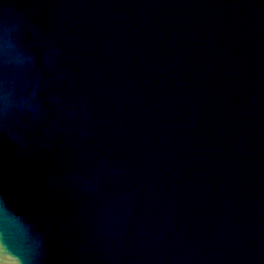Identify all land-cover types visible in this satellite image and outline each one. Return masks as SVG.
Instances as JSON below:
<instances>
[{"label": "water", "instance_id": "water-1", "mask_svg": "<svg viewBox=\"0 0 264 264\" xmlns=\"http://www.w3.org/2000/svg\"><path fill=\"white\" fill-rule=\"evenodd\" d=\"M0 264H264V0H0Z\"/></svg>", "mask_w": 264, "mask_h": 264}]
</instances>
